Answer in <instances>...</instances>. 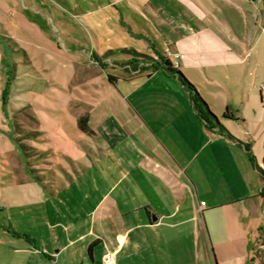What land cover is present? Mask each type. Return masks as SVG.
<instances>
[{
  "label": "crops",
  "instance_id": "crops-1",
  "mask_svg": "<svg viewBox=\"0 0 264 264\" xmlns=\"http://www.w3.org/2000/svg\"><path fill=\"white\" fill-rule=\"evenodd\" d=\"M221 1L244 20L243 28L232 29L220 17L219 8L218 15L207 13L206 17L199 11V19H206L192 31H198L202 38L187 39L184 27L169 31L164 44L150 53L168 58L172 66L168 53L180 55L179 67L173 68L193 84L219 120L220 125L207 128L191 91L174 70L155 67L144 60L151 56L135 48L123 51L117 45V51L112 52L74 37L66 19V25L61 21L62 27L53 29L65 34V49L60 55L54 50V42L42 41V46L33 42V31L29 41L20 35L23 18L6 16L9 7H19L20 2L0 0V113L2 75L10 76L11 68L14 77L9 102L3 103L8 115L13 113L11 108L15 112L19 108L15 101L26 95L38 96V84L59 86L66 92L56 68L64 72L73 67L74 76L82 78L84 91L94 97L90 105L68 107L66 123L84 138L97 141L93 158L87 162L94 164L101 179H110L107 187L101 183L94 189L93 193H99L97 198L85 196L86 212L82 209L74 218L55 222L44 219L45 233L32 236L29 244L20 236L0 237V264H103L107 251L115 252V264H263L259 256L264 247L260 244L264 226V90L260 89L257 106L253 93L264 88L260 68L264 58V0ZM237 1L243 9L235 6ZM246 22L253 24L249 50L241 35L246 34ZM36 37L42 40L40 33ZM12 45L16 47L12 49ZM18 50L24 56H18ZM36 50L46 51L41 64L42 70L50 72L49 83L33 61ZM55 55L63 62L56 63ZM248 60L252 83L241 84ZM45 62L56 65L47 69ZM18 75L36 80L33 91L37 93L15 94ZM67 78L70 82L72 76ZM233 88L238 93L248 91V102L255 106L226 119V94ZM107 102L112 106H106ZM33 112L41 126L45 114ZM81 119L91 133L80 128ZM109 128L119 133L114 140L104 134ZM43 129L44 140L38 142V137L36 147L45 154L48 168L39 172L41 165L32 162L36 181L32 191L37 198L42 195L49 201L63 186L56 173V155L44 143L48 130ZM257 139L262 142L258 151ZM108 160L113 164L107 167L109 172H103L100 163ZM95 241L98 243L89 253L88 247ZM2 245L12 249L9 256L2 253Z\"/></svg>",
  "mask_w": 264,
  "mask_h": 264
},
{
  "label": "rangeland",
  "instance_id": "rangeland-1",
  "mask_svg": "<svg viewBox=\"0 0 264 264\" xmlns=\"http://www.w3.org/2000/svg\"><path fill=\"white\" fill-rule=\"evenodd\" d=\"M115 1L113 3V0H18L20 6L9 7L6 16L12 19L20 15L24 21L19 26V34L29 41L33 31V42L39 43L41 46L44 44L42 41L54 42L56 48L54 50H59L57 53L60 55L64 53L65 49V34L62 31L55 32V34L53 29L55 27L60 29L61 21L66 25L65 19L70 25V34L74 37L80 36L87 42L90 41L96 46L106 48L107 51H117V45H121L120 49H124L123 51L135 48L137 52L147 56H151L150 53H155V48L159 49L164 44L163 39L165 36H169V31L184 27L183 32L187 39L202 38V34L200 35L198 31H192L199 24L203 25L202 22L206 19H199L197 16L199 11L206 17L207 13L217 14L219 8L223 14L220 17L228 22L232 29L239 26L244 27L242 23L244 20L240 19L234 11L228 10L221 0H197L194 2L189 0ZM24 4L26 8H24ZM234 4L235 6L240 5L243 9L238 1ZM197 20L199 22L195 24ZM245 26L246 34L241 35L248 44L249 50L250 44L253 43L250 42L253 37V24L249 25L246 22ZM29 33H31L30 36ZM37 33L41 34L42 40H36ZM125 35L132 41H129ZM139 43L144 44L146 48H141ZM15 47L12 45V49ZM43 49H46V46H43ZM27 52L32 53L29 50ZM16 54L24 56L21 50H18ZM44 55H46V51H35L36 59L33 61L37 63L40 70L43 67L42 60L45 61ZM55 58L56 63L63 62H60V56L55 55ZM144 60L156 66L163 63L160 56H151ZM23 62L25 61L23 60ZM54 63L46 64L45 62L44 66L50 69L56 65ZM250 67L252 64L248 60L243 68L241 84L252 83V78L249 76ZM260 68L264 75V58ZM24 69L28 71L27 75L30 77V70L27 67ZM61 69L56 68V71H58L60 82L63 81L62 85L67 90L66 92L59 86L47 85L45 87L38 84L41 91L36 94L37 92L33 91L37 89L36 80L18 75V81L14 84L18 93L15 94H32L33 92L38 96L26 95L25 98L22 97L21 101H15L19 108L16 112L11 108L9 111L13 112L12 115L7 114L3 101H1L0 237L2 238L4 235L20 236L23 238L22 241L29 244L32 236L45 233L44 219H51L55 222L63 220L65 217L71 219L70 217L74 218V215H80L88 203L85 196L90 198L96 196L97 198L99 193H93L94 189H99L101 183L104 187L110 183V179L100 178L101 175L93 163L87 162L89 157H92V151L97 148V141L94 138H84L80 132L70 128V125L66 123L69 116L68 107L78 108L90 105L94 96L84 91L82 78L78 75L74 76L73 67L65 68L64 72ZM11 70L14 73V68ZM12 72L10 73L11 77L7 74L6 76L2 75V89L9 88V92L14 77ZM41 74L49 83L50 72H46L43 68ZM68 74L72 76L70 82L67 78ZM54 88L58 90L55 91L57 94L53 93ZM261 88L264 90L261 86L253 93L256 94V106L260 102ZM248 94V91L235 92L234 88L231 93L226 94L229 110L235 118L239 111H243V108H254L255 104L252 105L248 102ZM262 94L264 96V93ZM7 102H9V95H7ZM110 103L107 102L105 105L110 107L112 106ZM32 110H41L45 114L42 117L43 124L41 126L46 128L48 133L47 142L44 143H48L49 149L52 150L53 155H56V173L63 186V189L57 191L60 194L55 195L49 201L42 195L37 198V194L32 191L35 190L33 188H36V181L33 180L32 162H38L41 165L42 169L39 172H44V169L48 168L45 154H42L39 147H36V142L39 139L38 142L44 140V133L40 131L42 129L40 121ZM104 134L110 140L119 136V133L110 128ZM256 142L255 150L258 151L262 142L259 139ZM128 154L132 155V153ZM112 164L109 160L101 162L102 171L109 172L107 167ZM41 186L43 187V184L39 187L41 188ZM47 186L45 185L44 188ZM84 211L86 212V209ZM74 222L72 219V223ZM74 229L77 230L78 226ZM261 249L264 250V247ZM11 252L12 249L9 246L2 245L3 254L9 256Z\"/></svg>",
  "mask_w": 264,
  "mask_h": 264
},
{
  "label": "trees",
  "instance_id": "trees-1",
  "mask_svg": "<svg viewBox=\"0 0 264 264\" xmlns=\"http://www.w3.org/2000/svg\"><path fill=\"white\" fill-rule=\"evenodd\" d=\"M160 58H162V64L165 68L169 69V70H174L179 77L182 79V82L188 87V89L191 91L192 93V101L194 103V106L196 108V111L199 115V117L202 119V121L204 122L205 126L207 128H211L212 125L218 124L219 120L218 118L211 112V110L209 109L207 103L205 102V100L200 96V94L198 93V91L196 90V88L193 86V84H191L185 77L184 75L179 72L178 70H175L172 66V64L169 62L168 58H165L163 56H160ZM155 67H157L156 65H154ZM110 81L113 80V77L109 76L108 77ZM9 85V84H8ZM7 95H9V88H5L2 92V101L4 104L7 103ZM233 114L230 112V110L227 108L226 111L223 113V118H232ZM85 122V120H84ZM80 124V128L86 132V133H91L90 130L87 127V124L83 125V119H81L79 121ZM259 169V168H258ZM262 175L264 176V171L262 172ZM260 244H264V226L260 229ZM98 243V241L93 242L91 245H89L88 247V252L91 253V250L93 247L96 246V244ZM261 259L263 260V264H264V250L261 251L260 256Z\"/></svg>",
  "mask_w": 264,
  "mask_h": 264
},
{
  "label": "built area",
  "instance_id": "built-area-1",
  "mask_svg": "<svg viewBox=\"0 0 264 264\" xmlns=\"http://www.w3.org/2000/svg\"><path fill=\"white\" fill-rule=\"evenodd\" d=\"M168 56L171 57L173 61V67L178 68L179 60L181 58L180 55L168 53ZM103 264H115V252L107 251L103 256Z\"/></svg>",
  "mask_w": 264,
  "mask_h": 264
}]
</instances>
